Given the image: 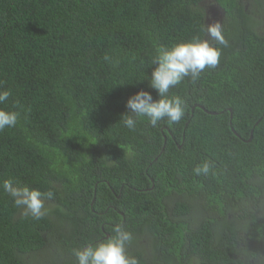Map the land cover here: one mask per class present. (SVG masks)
<instances>
[{
  "label": "trees",
  "instance_id": "trees-1",
  "mask_svg": "<svg viewBox=\"0 0 264 264\" xmlns=\"http://www.w3.org/2000/svg\"><path fill=\"white\" fill-rule=\"evenodd\" d=\"M197 36L221 56L169 89L185 116L127 129V99L158 98L157 50ZM0 87L20 113L0 132V185L53 193L37 221L0 187V264H76L117 224L139 264H264V0H0Z\"/></svg>",
  "mask_w": 264,
  "mask_h": 264
},
{
  "label": "clouds",
  "instance_id": "clouds-1",
  "mask_svg": "<svg viewBox=\"0 0 264 264\" xmlns=\"http://www.w3.org/2000/svg\"><path fill=\"white\" fill-rule=\"evenodd\" d=\"M202 30L219 44L226 45L219 21L205 24ZM220 56L219 47L212 46L207 39L198 36L171 47L159 48L151 60L152 71L148 84L158 98L153 99L151 92L144 90L131 95L126 101L129 111L121 116L123 125L130 131H135L137 118L141 116L146 117L153 128L158 127L162 121H181L185 116V101L179 96H169V89L179 85L186 77L197 80L206 68L213 69L218 65ZM104 59L108 60L109 57L105 56ZM10 96V90L0 87V105H4ZM19 117V112L0 107V132L15 127ZM128 155L131 158L134 153L129 150ZM212 168V162L204 160L193 168V173L196 176H207ZM0 187L12 197L14 205L20 208V216H30L38 221L49 214L50 209L45 205V197L51 199V191L45 194L37 189L18 186L11 178L4 180ZM51 223L57 231V223ZM112 231L114 235L110 238L104 237L106 240L73 249L76 264H139L137 258L129 255L126 250V246L133 239L132 233L119 224L115 225Z\"/></svg>",
  "mask_w": 264,
  "mask_h": 264
},
{
  "label": "rangeland",
  "instance_id": "rangeland-1",
  "mask_svg": "<svg viewBox=\"0 0 264 264\" xmlns=\"http://www.w3.org/2000/svg\"><path fill=\"white\" fill-rule=\"evenodd\" d=\"M256 10H258V9H256ZM218 18H219V15H218ZM48 203H49V201L45 200L46 207H47ZM47 219H49L50 222H56L55 217L54 218L51 217V218H47ZM57 231H58L59 235H62V233L67 232V223L66 222H58Z\"/></svg>",
  "mask_w": 264,
  "mask_h": 264
},
{
  "label": "water",
  "instance_id": "water-1",
  "mask_svg": "<svg viewBox=\"0 0 264 264\" xmlns=\"http://www.w3.org/2000/svg\"><path fill=\"white\" fill-rule=\"evenodd\" d=\"M250 137H251V134H250Z\"/></svg>",
  "mask_w": 264,
  "mask_h": 264
}]
</instances>
